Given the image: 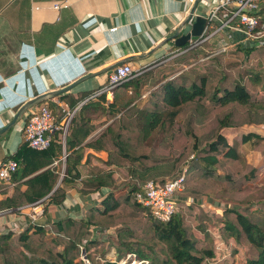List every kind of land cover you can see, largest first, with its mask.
Returning a JSON list of instances; mask_svg holds the SVG:
<instances>
[{"label":"trees","instance_id":"16d2710c","mask_svg":"<svg viewBox=\"0 0 264 264\" xmlns=\"http://www.w3.org/2000/svg\"><path fill=\"white\" fill-rule=\"evenodd\" d=\"M257 17L264 22V4ZM203 47L190 49L176 62L200 55ZM233 47L231 53L237 63L225 67H221L220 59H214L203 70L194 68L177 75L166 63L143 70L118 85L111 98L100 95L76 111L65 147L56 133L45 151H35L23 142L14 154L3 158L2 162L15 161L17 170L12 176V195L0 200V214L41 200L45 208L61 204L69 187L82 194L102 187L110 192L80 220L65 218L45 226H28L21 233L1 234L0 264H84L80 249L90 264H119L130 254L147 264H212L214 238L208 228L215 222L216 235L227 244L233 240V253L237 247L246 249L244 264H264V201L255 207L248 203L225 206L220 216H210L198 207L180 206L167 222L154 220L134 201V194L147 182L164 185L181 176L184 189L179 196L196 200L202 195L216 200L220 192L238 193L257 182L260 165H248L240 149L251 144L264 156V136L251 132L229 142L218 129L245 124L264 128V46ZM94 92L81 94L78 99L67 95L61 100L73 109ZM93 111L102 114V124H92L88 113ZM207 112L216 113L212 117V129H216L203 137L198 119ZM154 134L159 140L152 145ZM84 148L108 152L110 162L113 157L127 161L130 178L116 183L112 172L93 169L91 176L77 183ZM64 152L66 177L58 186L60 167L55 162ZM1 192H7L2 181ZM108 228L114 229V234L105 241L92 236V230ZM104 246V261L99 263L94 260L95 252ZM110 249L118 254L116 261L107 258Z\"/></svg>","mask_w":264,"mask_h":264},{"label":"crops","instance_id":"0c3cea01","mask_svg":"<svg viewBox=\"0 0 264 264\" xmlns=\"http://www.w3.org/2000/svg\"><path fill=\"white\" fill-rule=\"evenodd\" d=\"M64 1L68 2L67 9L53 8ZM196 1L197 9L207 14L216 0H0V131L7 129L0 136V163L23 144V125L38 105L48 104L59 122L56 103L70 107L61 97L78 99L81 94L98 90L116 68L110 70L111 67L127 64L134 71H143L166 62L174 50L166 41L181 29ZM195 19L193 15L178 37L190 32ZM70 85H74L71 90L52 96ZM35 99H40L39 103L27 107ZM88 116L93 117L94 125L105 120L99 111ZM106 125L96 129L86 141ZM83 153L77 183L91 176L93 169L112 172L116 183L130 178L127 161L113 157L110 162L108 152L90 148H84ZM66 157L64 152L55 162L60 167L58 186L66 177ZM14 186L12 181L7 184V192L0 193V200L11 196ZM109 192L108 187H102L82 194L69 187L61 204L44 206V215L37 224L45 226L65 218L80 220ZM178 200L180 206L198 207L210 216H220L224 208L216 211L214 200L205 197ZM26 206L19 212L0 214V235L9 229L17 232L19 216L29 211ZM208 230L214 238L212 264L245 263V258L239 262L240 247L236 254L229 253L231 246L235 247L233 240L227 244ZM92 234L105 241L114 229L92 230ZM196 236L200 234L196 232Z\"/></svg>","mask_w":264,"mask_h":264},{"label":"built area","instance_id":"2783aa9c","mask_svg":"<svg viewBox=\"0 0 264 264\" xmlns=\"http://www.w3.org/2000/svg\"><path fill=\"white\" fill-rule=\"evenodd\" d=\"M263 2L264 0H216L206 14V24L200 36L194 41H189L187 48L179 49L172 46L174 50L170 54L169 59L183 55L190 49L203 47L204 44L218 40L224 35L228 37L233 45H241L247 48L264 46V22L257 17ZM53 8L55 10L67 9L68 2L57 3L53 5ZM222 45L215 54L226 51L228 46ZM141 72L132 70L127 64L120 65L108 75L106 83L101 88L86 97L77 107L72 109L63 103H56L60 114L59 122H56L53 112L46 104L38 105L27 117L23 125V141L31 149L41 152L49 148L52 143V137L57 133L60 136L62 146L65 147L68 129L76 111L100 95L105 94L111 97L113 90L118 85L131 80ZM16 170L17 163L15 161L1 162L0 181L10 184ZM183 182L184 176L164 185L149 181L134 194V201L147 209L154 220L167 222L179 212L180 202L176 194L183 191ZM25 208L29 209V211L19 216L18 223L20 227L17 232L14 229H9L7 232L21 233L26 227L37 224L38 220L44 215L43 200L27 205ZM22 209L19 208L15 212H19ZM80 252L82 262L90 264L83 249H80ZM110 256L107 257L110 261H116L118 255L112 251ZM126 258H131V255H127ZM132 258H135V256H132ZM134 262L136 261L131 260L129 264ZM125 263V261L119 262V264ZM139 263L147 264L145 261L137 262V264Z\"/></svg>","mask_w":264,"mask_h":264},{"label":"rangeland","instance_id":"374dc122","mask_svg":"<svg viewBox=\"0 0 264 264\" xmlns=\"http://www.w3.org/2000/svg\"><path fill=\"white\" fill-rule=\"evenodd\" d=\"M222 44H225L226 47L228 46L226 51L215 54V52L220 49ZM222 46H224V45H222ZM233 46H235V45H233L232 42H230V40L228 39V37L226 35H224L220 39L214 41L212 44L206 45L202 49H200L202 51V53L200 55H196V57L185 59L182 62H176V60L178 58H180V56H182V55H180V56H177L174 58H170L169 60H167L164 63H166V65L168 67L172 68L174 70L173 73H176V75L180 74L184 71L194 69V68L203 70V68H205L206 66L211 64L214 59H220L221 67H225L228 65V63H233V62L237 63L236 59L232 56V53H231V51L234 48ZM228 61H230V62H228ZM215 67H217V66H215ZM168 73H170V72H168ZM144 97L146 99V95H144L142 98H144ZM205 114L206 115H204L198 119V121L200 123L199 133L203 134V137L208 136L206 134H208L209 131L214 132V128H215L214 127L212 129V127H213L212 117L215 116L216 113L207 112ZM218 132L221 135H223L227 139V141H229V142L232 141V139L234 137H239L241 135L251 133V132L258 133V134L264 136V128L260 125H253V124H245V125H239V126L229 127V128H220V129H218ZM158 140H159V138L155 137V134H154L152 141H151V144L155 145V143L158 142ZM261 144L264 145V142H262ZM240 152L243 155V158L248 165H251V166L260 165L259 166V174L260 175L258 177V180L255 184H251L250 186L245 187L241 192H238V193H233V192H229V191L224 192V193H222V192L218 193L219 198L216 200L213 199L215 202L213 207L216 208L215 209L216 211L219 210L221 207H225V206L226 207H233V206L239 207L242 203H248V204H251L252 206L255 207L258 203L264 201V161H263L264 156H262L259 151H255L254 147L251 144H247V145H244L243 147H241ZM208 187H211V189L218 191L217 188L215 189L211 185ZM179 193L176 194L177 198L181 197V196H179ZM201 197L204 198L205 196L202 195ZM212 225L213 226H212L211 230L214 231L215 234H217L216 232H217L218 226H217L216 222ZM104 250L106 251L105 246L103 248H101V250L99 252L98 251L95 252L94 260L98 261L99 263H102V261H104V257L102 254V252ZM113 250L114 249L109 250L107 257L110 256V253ZM240 250H241V255H239V262H240V258H245V254H246L245 248L240 247ZM228 251H230L229 253H233V251H236V250H235L234 246L232 245L230 250H228ZM113 252L115 253V250ZM236 253H233V254H236ZM132 256H134V255L132 254L131 258H126L127 257L126 256L125 258L121 259L120 261H125L126 262L125 264H129L131 260H135L136 262H140V260L136 256H135V258H132ZM110 257H112V256H110ZM112 261H114V260H112Z\"/></svg>","mask_w":264,"mask_h":264},{"label":"water","instance_id":"95a60500","mask_svg":"<svg viewBox=\"0 0 264 264\" xmlns=\"http://www.w3.org/2000/svg\"><path fill=\"white\" fill-rule=\"evenodd\" d=\"M199 1H196V3L192 6V9L190 11V14L189 16L187 17V19L183 22L182 24V27L181 29L176 33H174L169 39H167L166 42H168L171 46L175 47V48H179V47H183L184 45H186L189 41H194L196 40L200 34L202 33L204 27H205V24H206V13L204 11H199L197 9V5H198ZM195 15L196 16V19L195 21L191 24V30L189 33H187L186 35H182L180 37L179 34H180V31L185 27L187 26L188 24H190V21L192 19V16ZM124 63V62H122ZM117 66H113L110 68L113 69ZM74 87V85H70L68 87H65L64 89H61V90H58V91H55L52 93V96H58L60 94H63L69 90H71L72 88ZM40 99H35V100H32L30 101L28 104H27V107L30 106V105H33L35 103H39ZM7 129H2L0 131V136L6 131Z\"/></svg>","mask_w":264,"mask_h":264},{"label":"bare ground","instance_id":"6f19581e","mask_svg":"<svg viewBox=\"0 0 264 264\" xmlns=\"http://www.w3.org/2000/svg\"><path fill=\"white\" fill-rule=\"evenodd\" d=\"M133 264H137V263H133Z\"/></svg>","mask_w":264,"mask_h":264}]
</instances>
